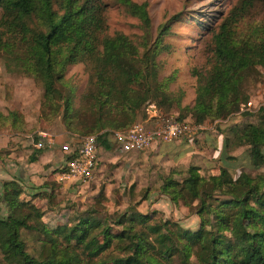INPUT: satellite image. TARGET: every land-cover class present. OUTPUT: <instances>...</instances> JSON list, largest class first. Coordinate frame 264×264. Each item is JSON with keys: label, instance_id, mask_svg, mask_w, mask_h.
Here are the masks:
<instances>
[{"label": "trees", "instance_id": "16d2710c", "mask_svg": "<svg viewBox=\"0 0 264 264\" xmlns=\"http://www.w3.org/2000/svg\"><path fill=\"white\" fill-rule=\"evenodd\" d=\"M255 1L240 0L228 20L237 22ZM127 5L133 14L148 19L143 5ZM104 6L103 0H0V44L9 51L11 42L27 46L24 59L34 69L27 72L22 64L23 73L43 82V113L58 109L63 98L57 85L71 64L83 63L88 85L81 106L72 113L71 101L64 102L63 123L72 135H96L98 146L110 149L109 135L132 126L148 100L180 109L182 94L171 90L170 78L160 77L157 53L141 55L124 35L101 36ZM229 21L214 36V64L206 73L197 72L193 122L236 110L249 99L243 89L247 73L261 67L264 74V34L238 39ZM8 116L0 113V121L20 123L22 128L17 112ZM237 138L248 146L252 167H263L264 107L259 122L247 124ZM55 186L47 182L35 195L59 204ZM160 192L187 207L198 223L186 229L177 221L159 220L156 211L110 213L96 203L54 224L45 220L44 209L25 197L19 180L0 179V264H264V174L242 171L234 176L223 167L206 177L191 165L182 180L166 177Z\"/></svg>", "mask_w": 264, "mask_h": 264}, {"label": "rangeland", "instance_id": "374dc122", "mask_svg": "<svg viewBox=\"0 0 264 264\" xmlns=\"http://www.w3.org/2000/svg\"><path fill=\"white\" fill-rule=\"evenodd\" d=\"M103 1L106 15L105 30L101 36L124 35L138 46L141 55L145 52L157 53L160 77L170 78L171 90L182 94L180 109H166L148 100L137 113L133 124L142 122L152 128L167 119L184 116L182 121L206 128L194 140L178 138L163 141L144 152H123L111 134L110 149L98 146V165L92 179L69 185L55 177L56 181L50 182L56 183L61 202L58 204L56 199L43 198L36 203L45 210V220L59 225L100 203L110 213L156 211L159 220H173L183 228H192L198 223V218L189 215L187 207L175 205L161 194L160 187L166 177L182 180L191 165L198 166L200 173L206 177L219 173L223 167H228L234 176L242 171L264 174V166L259 169L252 167L248 146L240 144L237 138V133L247 124L259 122L260 107L264 105V74L261 67L247 73L243 89L249 99L241 102L233 112L200 123L193 122L190 113L197 95V72L206 73L214 64V36L221 25L229 21L240 0ZM127 1L143 5L148 19L133 14ZM229 22L233 24L238 39L254 40L262 36L264 0L255 1L249 12H244L237 22ZM16 44L11 42V51L5 43L0 44V113L8 116L11 112H17L22 119V128H18L20 123L0 121V135L17 136L20 141L28 136L33 139L35 147L37 133L42 131L52 134L54 145L59 144L61 150L64 144L76 147L80 137L66 129L63 104L66 99L71 101L69 113L81 106L82 94L89 80L85 65L75 63L68 67L64 80L57 85L63 100L58 109L50 107L43 113V82L34 75L23 73L22 64L26 65L27 72L34 67L24 59L27 46ZM15 57L21 60L17 61ZM55 205L58 207L52 209Z\"/></svg>", "mask_w": 264, "mask_h": 264}, {"label": "built area", "instance_id": "2783aa9c", "mask_svg": "<svg viewBox=\"0 0 264 264\" xmlns=\"http://www.w3.org/2000/svg\"><path fill=\"white\" fill-rule=\"evenodd\" d=\"M261 107H264V105ZM205 128L206 126L190 124L187 121L173 117L152 128L142 122H138L126 130H117L112 134L114 141L123 152H144L151 149L157 142L171 141L184 137L192 140ZM37 137L38 139L34 142L36 148L42 149L55 144L53 135L48 132H38ZM62 150L66 152L67 158L61 167L62 171L56 175L58 181L76 185L92 179L98 165L96 135L80 137L76 147L64 144Z\"/></svg>", "mask_w": 264, "mask_h": 264}, {"label": "crops", "instance_id": "0c3cea01", "mask_svg": "<svg viewBox=\"0 0 264 264\" xmlns=\"http://www.w3.org/2000/svg\"><path fill=\"white\" fill-rule=\"evenodd\" d=\"M18 138L0 135V179L19 180L26 188L25 197L36 203L43 198L35 194L42 190L45 183L56 181L55 177L59 172L54 171L61 169L67 154L59 144L39 149L33 146V139L28 136L23 141Z\"/></svg>", "mask_w": 264, "mask_h": 264}]
</instances>
